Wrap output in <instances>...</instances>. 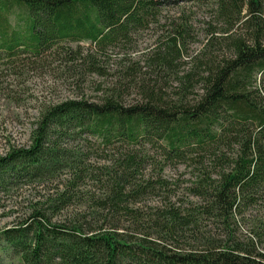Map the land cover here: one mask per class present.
<instances>
[{"label": "trees", "instance_id": "obj_1", "mask_svg": "<svg viewBox=\"0 0 264 264\" xmlns=\"http://www.w3.org/2000/svg\"><path fill=\"white\" fill-rule=\"evenodd\" d=\"M187 1L214 2L224 28L186 64L183 22L141 60H124L95 101L44 106L30 145L0 156V194L49 185L0 232L20 264H264L262 232L240 238L233 228L264 196V0ZM167 4L0 0V68L56 54L81 79L106 78L102 59L157 24ZM236 25L243 34H230ZM166 166L188 177L174 190ZM71 206L83 211L54 221Z\"/></svg>", "mask_w": 264, "mask_h": 264}, {"label": "rangeland", "instance_id": "obj_2", "mask_svg": "<svg viewBox=\"0 0 264 264\" xmlns=\"http://www.w3.org/2000/svg\"><path fill=\"white\" fill-rule=\"evenodd\" d=\"M168 1L169 4L161 10L157 24L151 25L147 31H141L134 35L132 43L123 51L115 48L108 52V57L102 59V66L107 73L106 78L85 75L81 79L80 75L69 73L64 62L56 54H45L44 61L36 62L32 60L31 55L20 56L13 62L12 67L1 66L0 156L4 155L11 147L19 148L30 145L31 134L44 106L80 97L95 101L98 96L96 92L98 85L108 83L110 75L119 68L124 60H141L143 54L155 47L159 39L173 31L175 25L184 22L189 27L190 37L181 59L184 64L201 48L200 45L206 41L211 32L216 31L219 35L220 29L224 28L216 16L214 2ZM12 21L14 22V19ZM230 34H243L241 26L236 25ZM63 46L73 48L76 47V44H63ZM80 46L87 49L89 44L81 43ZM126 100L134 102L138 100V96L133 91ZM163 177L171 184L168 187L171 190L176 188L174 185L181 184L188 178L183 167L174 169L170 166L164 168ZM48 186L45 185V188L43 186H25L13 189L6 194H0V232L24 221L33 208L44 200L43 195L48 191L49 188H46ZM146 204L153 206L157 204V199H149ZM80 211L83 209L71 206L55 216L54 221H63ZM235 220L236 225L233 227L235 236L246 238L256 231L262 232L258 248L264 251V196L257 205L245 209L241 216H236ZM208 229L212 230L214 234L219 235L220 233L216 227L209 225ZM0 264H20L1 238Z\"/></svg>", "mask_w": 264, "mask_h": 264}]
</instances>
